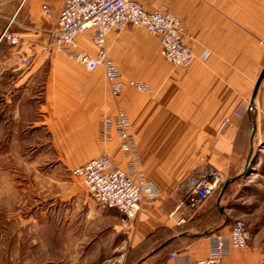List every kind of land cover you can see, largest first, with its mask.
I'll return each mask as SVG.
<instances>
[{
  "label": "crops",
  "instance_id": "0c3cea01",
  "mask_svg": "<svg viewBox=\"0 0 264 264\" xmlns=\"http://www.w3.org/2000/svg\"><path fill=\"white\" fill-rule=\"evenodd\" d=\"M139 1L148 10L166 7L177 15L184 41L197 55L184 65L190 76L176 77L175 88L163 90L153 102L152 110L160 111L157 113H161L162 122L155 126L158 136L152 139L149 149L202 147L203 133L208 131L209 149L202 165L206 170L217 169L230 182L221 195L217 190L207 201L190 208L185 202L186 189L174 188V184L162 189L142 165L145 179L155 183L160 192L151 202H143L132 220L114 208L97 206L90 196L67 198L64 203L56 200L63 208L58 218L71 224L70 229L63 222L57 226L60 251H65L68 232L76 255L103 236L106 240L113 237L112 243L120 238L129 253L138 251L134 264H184L207 257L210 234L227 233L233 220L241 218L250 239L247 246L232 249L223 264H264V74L252 97L264 66V0ZM63 2L0 0L2 140L7 142L14 135L34 136L39 144L48 143L51 155L69 170L102 152L110 153L121 166L124 159L117 148V138L110 143L98 142L97 122L104 113L112 115L122 108L130 118L143 164L139 149L142 133L132 116L137 104L131 89H136L127 83L139 79L124 77L123 70L128 75V67L134 62L129 53L132 47L144 53L143 66L153 69L154 58L161 55L164 59L159 39L136 26L107 34L108 55L124 83L118 97H112L103 69L87 70L61 53L48 51L49 31L58 21ZM43 5L49 7V13L42 10ZM7 34L17 35L19 41L9 43ZM76 39L81 49L95 52L90 30ZM204 51L207 55L199 58ZM124 55L126 65L122 62ZM26 56L31 59L29 65L22 62ZM223 119L227 121L220 128ZM251 142L253 153L246 165ZM22 220L29 223L34 217ZM54 235L49 232L48 239ZM17 242L18 238L3 242L0 234V264H20ZM161 245V251L155 252ZM171 252H176L177 257L172 258Z\"/></svg>",
  "mask_w": 264,
  "mask_h": 264
},
{
  "label": "rangeland",
  "instance_id": "374dc122",
  "mask_svg": "<svg viewBox=\"0 0 264 264\" xmlns=\"http://www.w3.org/2000/svg\"><path fill=\"white\" fill-rule=\"evenodd\" d=\"M48 51L58 53L52 49ZM129 53L133 55L134 62L132 67H128L130 69L128 75L123 70L124 77H136L139 81L148 82L154 86L147 93L131 89L134 92L133 100L137 104V111L132 113L133 121L136 129L140 128L142 133L140 139L143 143L139 145V149L143 159V168L146 173L152 174H147L149 178L157 179L156 183L162 189L173 184L174 188L187 189L193 178L206 172V167L202 163L209 149L206 146L209 132L204 131L203 133L204 146L184 148L185 150L178 148L173 152L179 149V152L183 151L175 152L178 154L177 158L173 155L175 159L170 157L172 150H167L169 151L167 154L166 150L156 151L149 148L152 139L158 136L155 126L162 122L161 113H157L159 110L156 112L152 110V104L160 98L163 90L175 88L174 79L176 77L190 76L188 67L172 65L159 55L152 60L154 68L148 69L141 63V60L146 57L139 48L132 47ZM124 56L122 57L123 64L126 63V56ZM25 58L31 62L28 56L23 59ZM23 64L29 65L30 63L23 62ZM3 135L4 131L0 129V234L3 236V242L7 243L10 239L18 238L20 256L17 260L20 264L135 263L139 257L138 251L129 253L127 244L122 243L120 238L112 243L113 237L106 240L102 236L97 244L88 246L86 251L76 255L75 246L71 245L73 237L67 232L64 239L66 241L65 251H60L57 226L62 224L64 218H58L57 214H61L63 208L58 207L59 202L57 204V201L62 200L61 203H64L67 202L65 201L67 198L89 197L86 186L72 175L70 172L72 169L69 170L61 165L58 158L51 155L48 143H44L46 138H43L44 145H42L34 136L20 138L14 135L11 140L3 142ZM98 205L100 204L97 202ZM28 217H34V221L26 223L22 220ZM68 223L69 221L65 220L66 229L71 228V224ZM49 232L55 233L50 239H48ZM114 245L117 247L113 248Z\"/></svg>",
  "mask_w": 264,
  "mask_h": 264
},
{
  "label": "built area",
  "instance_id": "2783aa9c",
  "mask_svg": "<svg viewBox=\"0 0 264 264\" xmlns=\"http://www.w3.org/2000/svg\"><path fill=\"white\" fill-rule=\"evenodd\" d=\"M42 10L50 12L47 5H43ZM59 13L56 25L49 31L48 48L77 61L87 70L103 69L112 97H118L124 83L106 48V36L111 31L130 26L146 29L159 39L160 53L172 65H187L197 57L184 41L180 19L166 7L148 10L139 0H64ZM87 30L91 31V41L96 48L94 53L81 49L76 39L77 35ZM6 39L13 45L18 42L17 36L10 34L6 35ZM206 55L207 51H204L198 57L204 59ZM23 62L29 64L30 60L25 58ZM127 83L139 92L152 90V87L139 80L132 79ZM226 121H220V128ZM97 127L98 142L110 143L114 137L117 138V148L123 156L124 165H118L110 153L102 152L70 172L86 186L92 199L132 220L143 202H151L157 197L159 188L145 179L141 156L133 140L131 121L124 109L118 108L112 115L104 113ZM224 180L223 174L212 167L193 178L186 189L187 206L194 208L207 201L220 189ZM231 224L227 233L210 234L211 248L207 257L184 264H223L232 249L247 246L250 239L247 224L241 218L234 219ZM169 255L177 257L176 252Z\"/></svg>",
  "mask_w": 264,
  "mask_h": 264
},
{
  "label": "water",
  "instance_id": "95a60500",
  "mask_svg": "<svg viewBox=\"0 0 264 264\" xmlns=\"http://www.w3.org/2000/svg\"><path fill=\"white\" fill-rule=\"evenodd\" d=\"M263 74H264V66H263L262 71L260 72V74H259V76H258V80H257V82H256V84H255V86H254V88H253V90H252V93H253L252 97L255 96V91H256V89H257V87H258V85H259V83H260V81H261V79H262V75H263ZM252 121H253V120H252ZM254 131H255V125L253 126V129H252V136H253V134H254ZM248 151H249V152H248V155H247V158H246V165L249 163V161H250V159H251V155H252V153H253V144H252V142L250 143V147H249ZM229 182H230V179H225V180H224L223 184L221 185V187H220V189H219V195H221V194L223 193L224 189H225L226 186L229 184ZM219 210L223 211V210H222V207H220ZM161 247H163V245L159 246L157 249H159V248H161ZM138 263H139V262H138ZM138 263H137V264H138Z\"/></svg>",
  "mask_w": 264,
  "mask_h": 264
},
{
  "label": "bare ground",
  "instance_id": "6f19581e",
  "mask_svg": "<svg viewBox=\"0 0 264 264\" xmlns=\"http://www.w3.org/2000/svg\"><path fill=\"white\" fill-rule=\"evenodd\" d=\"M167 150H168V149H167ZM167 150H166V151H167ZM179 150H180V149H179ZM179 150H178V151H175V152L180 153V152L183 151V150H181V151L179 152ZM184 150H185V149H184ZM173 151H174V150L171 151L172 153L170 152V154H171L170 157H173V158L175 159L176 155L178 156V154H176V153L173 152ZM186 151H187V150H186ZM167 152H168V153H167ZM167 152H166V153L169 154V151H167ZM166 153H165V154H166ZM183 154H184V153H183ZM173 155H174L175 157H174ZM176 158H177V157H176ZM169 159H170V158H169Z\"/></svg>",
  "mask_w": 264,
  "mask_h": 264
},
{
  "label": "trees",
  "instance_id": "16d2710c",
  "mask_svg": "<svg viewBox=\"0 0 264 264\" xmlns=\"http://www.w3.org/2000/svg\"><path fill=\"white\" fill-rule=\"evenodd\" d=\"M162 249V248H161ZM161 249H158V250H156L155 252H159V251H161Z\"/></svg>",
  "mask_w": 264,
  "mask_h": 264
}]
</instances>
